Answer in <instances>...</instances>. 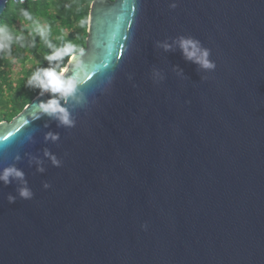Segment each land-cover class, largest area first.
<instances>
[{
    "label": "water",
    "instance_id": "water-1",
    "mask_svg": "<svg viewBox=\"0 0 264 264\" xmlns=\"http://www.w3.org/2000/svg\"><path fill=\"white\" fill-rule=\"evenodd\" d=\"M74 55L73 126L0 121V264H264V0H92Z\"/></svg>",
    "mask_w": 264,
    "mask_h": 264
},
{
    "label": "trees",
    "instance_id": "trees-1",
    "mask_svg": "<svg viewBox=\"0 0 264 264\" xmlns=\"http://www.w3.org/2000/svg\"><path fill=\"white\" fill-rule=\"evenodd\" d=\"M92 0H8L0 14V26L6 25L13 36L9 52L0 51V121H10L37 94L39 88L28 87L26 82L37 68H47L51 62L65 66L62 61L45 59L52 51L44 39L34 31L32 21L25 19L27 10L35 21L47 24V35L54 46L71 43L77 52L85 46L89 6ZM83 22V25L82 23ZM21 37V39H17Z\"/></svg>",
    "mask_w": 264,
    "mask_h": 264
},
{
    "label": "clouds",
    "instance_id": "clouds-1",
    "mask_svg": "<svg viewBox=\"0 0 264 264\" xmlns=\"http://www.w3.org/2000/svg\"><path fill=\"white\" fill-rule=\"evenodd\" d=\"M22 14L25 19L32 21L35 25L34 31L38 33L47 46L52 49L51 53L45 56L49 62L51 61H62L65 56H68L70 59H75L74 51L76 46L71 43H65L63 46H54L49 40H47V35L50 32V27L47 24H40L39 21H35L32 15L25 9L22 10ZM83 25V22H81ZM21 39V37H17ZM13 42V36L9 28L4 25L0 26V51L9 52L10 46ZM165 47H169L165 45ZM180 48L186 59L193 61L194 63L199 64L201 67L206 69L215 68V63L209 60V51L207 49H202L199 42L193 38H182L180 40ZM67 68L60 67L59 65L50 66L47 68H37L32 75L28 78L26 86L39 88L41 93L50 92L57 94L50 96L47 102L39 103L37 111L43 114H47L51 117H54L60 121L61 124L65 126H73L74 122L71 118L70 111L61 104V100L65 103L69 99H74L76 93L80 86V80L73 75H65ZM27 123V121H25ZM51 138L52 140L58 139V135L53 133H48L46 139ZM6 138L0 137V146L5 145ZM48 155V153H46ZM52 161L54 164L58 165L59 161L55 156H52ZM42 170V169H41ZM24 173L16 168L15 166L5 167L0 171V180L5 183L10 182V178H20L23 179ZM45 187H48L46 184ZM20 195L23 198H30L32 193L27 187L20 189ZM9 200H13L12 197H9Z\"/></svg>",
    "mask_w": 264,
    "mask_h": 264
},
{
    "label": "built area",
    "instance_id": "built-area-1",
    "mask_svg": "<svg viewBox=\"0 0 264 264\" xmlns=\"http://www.w3.org/2000/svg\"><path fill=\"white\" fill-rule=\"evenodd\" d=\"M56 65H59L60 67H62L61 62H58V63L51 62V63L48 64L47 67H50V66H56Z\"/></svg>",
    "mask_w": 264,
    "mask_h": 264
},
{
    "label": "bare ground",
    "instance_id": "bare-ground-1",
    "mask_svg": "<svg viewBox=\"0 0 264 264\" xmlns=\"http://www.w3.org/2000/svg\"><path fill=\"white\" fill-rule=\"evenodd\" d=\"M65 68V67H64Z\"/></svg>",
    "mask_w": 264,
    "mask_h": 264
},
{
    "label": "rangeland",
    "instance_id": "rangeland-1",
    "mask_svg": "<svg viewBox=\"0 0 264 264\" xmlns=\"http://www.w3.org/2000/svg\"><path fill=\"white\" fill-rule=\"evenodd\" d=\"M65 67V66H64Z\"/></svg>",
    "mask_w": 264,
    "mask_h": 264
}]
</instances>
